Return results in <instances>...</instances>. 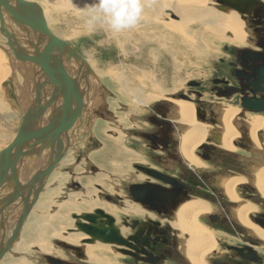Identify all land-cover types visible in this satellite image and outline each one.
I'll return each instance as SVG.
<instances>
[{"label": "rangeland", "instance_id": "1", "mask_svg": "<svg viewBox=\"0 0 264 264\" xmlns=\"http://www.w3.org/2000/svg\"><path fill=\"white\" fill-rule=\"evenodd\" d=\"M34 1H36V3L42 6L50 30L60 39L63 38L62 40H67L72 42L74 48L80 53L82 57H84L86 61L90 63L93 70L95 72L98 71V74L97 72L96 74L98 76L97 80H98L99 90H96L95 87L90 86V89L94 90V100H96V103H103L104 106L106 105L105 96L107 95L108 91L107 90L105 91L103 89L105 87L106 89H109V91L112 93L111 95H109L110 98L108 99L111 108L114 111L119 110L121 113L122 112L123 113L119 115V118L118 120H116V122L113 121L114 122L113 124H110L109 121H107L106 123L105 121L102 120L99 121L98 119H94L95 124L93 126V135L96 139H99L103 148L98 149L100 145L98 143L96 144L93 143V145L89 150V151L92 150L93 152H91L90 154L88 153L89 155L88 154L86 156L84 155L85 157L84 158L82 157L83 161L80 164H78L77 159L76 157H74V155L76 149L79 150L82 148L83 144L86 141L88 133H81V132L78 134L76 133L77 134L76 139L75 138L72 139L71 146L67 150L72 153L69 154L68 152L69 156L67 155L66 158L63 159L64 161L61 160L60 162H58V167L56 171L52 175H50L51 177L49 178V181L45 187L46 189L44 188L41 196L38 198V201L36 202L34 208L32 209V212L29 214L28 218L25 219L24 226L22 228L19 237L16 239V242L10 248V250L6 253L7 255L3 258L1 264H27V263L50 264L46 259L47 255L52 257H55L56 255V258L62 259L63 261L80 262L82 264H92L88 260H82L76 258L75 256H73V254L70 251H68V249H65L63 247L64 242L62 241V239L58 237H54L52 235L54 231L53 228H58L61 226L60 227V231H61L62 229L65 230L67 226L68 227L75 226L74 223L75 219L73 218V213H76L77 211L80 210H82L80 211V213L85 211H92V209L98 207V205H100L101 207H107L110 205L114 206L115 204L116 206L118 205L119 208L122 207V205H119V202L116 203V201L108 199L107 196H111L114 199L116 193L117 194L120 193L121 195L124 194L127 196V187L129 183L136 181L132 179L133 177L137 176L136 174L137 169L135 168V163L132 164L133 168L129 170L130 171L129 173L131 174V175L129 174V176L131 177V179H128L126 181L124 180L122 181V183L118 184L120 185V190H122L124 193L112 192V190L114 189L108 190L110 186L109 184H103L108 186V187L104 186L107 188H103L102 184L94 183L98 181L96 177L101 179L118 178L115 175H111V173H113L112 172L113 168L109 163L116 161L123 164V162L125 161L124 159L125 156H123V153L121 152L117 153L115 151V147L122 149H128V148L125 147L124 142H121V140L119 139L118 142L116 138L117 137L120 138L121 136H123L124 138L126 137L127 139V135L126 133H124V131L126 132L125 128L126 127L128 128L133 124L139 125V123L136 122L140 121L142 117H143L142 118L143 123L141 128L135 127V125H133L131 129L129 128V132L132 134L131 135L132 137H129V146L135 149H142L144 150V152L150 154H158L160 153L159 151H162L159 149L160 147L154 148L148 146V148L145 149V147H147L146 144H148L149 141L147 142V140L143 137L142 134L156 132L158 126L155 123L153 124L151 118L157 116L156 113L157 110L155 109L156 105L158 103L167 102V99L163 100V98L162 99L157 98L150 100L148 104H146L145 106H141L140 103L136 102V100H134L133 103L132 100L126 97L128 94H123L120 92V90L116 91V88L114 89L109 86L110 84L107 83V80L109 79L110 82L112 81V77L110 76L111 74L110 75L104 74L105 76L101 77V74H99L100 73L99 70H104V71H107L109 69L114 70L116 69L115 67L121 66L120 69L118 68L114 71H117V73L120 72L124 73L125 76L123 77H125L126 81L127 80L129 81V82L127 81V83L130 84L128 85L130 88H134V86L136 85H141L142 83L143 84L145 83L146 87L144 88L145 90H143L145 94L142 95L155 93L156 95H158V97H162L161 95L163 94L154 91L153 88L151 87V84L155 82L156 84L160 85L167 91L164 97L169 98L170 101H172L171 99L177 98L193 104L195 100L193 102H191V100L190 101L185 100L186 95L188 96L189 94L187 92L190 91V89L192 90L194 89L192 86H190V83L192 81L199 80L200 82H203L205 86H207V88L209 89V87L211 86V79L214 74L222 73L227 75L228 71L230 70L227 64H221V62L220 64L217 63H219L218 59H220V57H226V58L228 57L229 60L235 58L230 51L228 52L225 51L226 45L233 46L234 44L223 40V38H221L222 36L219 34L215 37L214 35H210L209 32L205 31L204 33L203 29L205 27L196 22L188 23L189 26L188 29H190V31L193 33L194 38L196 39L199 38L198 39L200 40L199 43H196L194 40H193L194 42L192 41L190 43L184 40L183 37H180L179 34L165 30L163 26L164 20L162 21L161 16H165L167 20L172 18L171 17L172 14L176 16L180 15L177 14L178 4L176 2H178V0H143V1L140 0L141 4L142 2H144L142 7V14L139 19L141 21H138V23L135 25V27H133V29L131 28L130 30L125 29L120 31L121 33L117 32L119 33L118 39L120 41L123 40L122 42L124 43V45L122 42L121 43L118 42L117 36H115V32L111 31L106 25L102 24L101 22L97 21L90 25L88 23L90 19V14L87 15V17L80 19L81 18L79 17L80 14L84 12V11H80L82 10L80 4L83 3L84 1L87 2V0H81L79 2L77 0H73L74 1L73 3H75V5L73 4L74 6L69 9H66L67 8L66 6L70 4L69 0H34ZM213 1L216 2L215 7H217L216 6L218 4L217 0H209L207 6H209L210 8L213 7V5L210 4V2ZM96 3L97 0L91 1L90 3L87 2L85 4H88V6L92 7ZM164 6H166L167 8ZM52 7H55V9H53ZM153 15L155 16V18ZM144 18L146 20H144ZM153 18L155 21L153 20ZM174 20L179 21L180 17L178 16V18ZM9 24H12L10 20H8L6 24L7 28ZM123 32L126 34H124ZM143 35L144 37H142ZM149 36L152 38H148ZM206 37H208L211 40L209 41L205 39ZM171 38L176 39L177 41L173 42L171 41ZM0 44H1L0 45V151H2L15 139L19 127L23 121L22 118L26 110H25V106L24 108L22 107L23 106L22 98L24 96L23 94H25L28 88L26 87L27 85L22 79L21 75L16 73L15 79L12 76L13 75L12 73L14 71H16L17 69L24 70L26 68V65L21 64L24 62L17 60L16 61L17 69H16L14 65L10 62L9 55L2 49V46L5 48H9L7 44V38L5 34L1 32H0ZM161 44L162 46H160ZM159 46L161 48H159ZM174 47L178 52L172 53V55L169 54L168 49L171 50ZM149 49H151V51ZM226 54L228 56H226ZM11 55L13 57L14 54L11 53ZM14 59H16L15 55H14ZM216 64L217 66L220 65L218 69H216ZM72 72L73 71L70 68L69 75L71 77H74L71 75ZM109 72L110 71H107V73ZM137 72L139 73L136 75ZM142 72H146L147 75H150L149 78L146 79V77L142 76ZM127 77L128 79H126ZM138 77H140L141 79ZM232 81L234 84L236 83V79L235 80L233 79ZM112 84L115 85L113 81ZM20 89H22V91ZM102 89L103 91L99 93ZM193 96L194 98H197V95H193ZM90 98L93 99L91 96ZM229 102L232 104H237V101L235 99L230 100ZM204 105L206 107H209V103H207L206 101H204ZM193 106L195 105L193 104ZM171 108H172L171 111H173L172 106ZM87 110L90 109L87 108ZM86 114L88 115V113L85 112V114H83V117H86L87 116ZM235 117L236 116L234 115L232 121L234 120ZM133 118H135L136 121L132 123ZM87 128H89V126ZM79 130H83V132L85 130L83 126V121L80 124ZM254 140L258 143V144L255 143V146H257L256 148H259L260 150H264V147L260 148L259 146L260 142L257 141L256 138ZM261 144H263V142ZM230 145L233 146L232 142L230 143ZM106 148L112 149L111 154L110 151L109 152L106 151L107 150ZM129 156H133L135 160L139 158L138 156H134L132 153L129 154ZM258 163H261V159H259ZM241 165L246 167V164L243 163L242 164L234 163V166H229V163H227L222 166L223 167L222 169L216 168L213 169V171H222L225 173L227 169L239 170ZM204 172L206 171H202V174H200L201 172H197L195 173L194 177L189 176V178L187 177L185 178L186 182H188L189 185L191 186V194L200 195V193L201 194L206 193V196H208L209 198L213 197L217 200H220L218 195H215V192L218 193L219 190L218 188H214L213 186V184L216 183L214 174H209L207 172L208 175H210L209 179L208 180L202 179L199 175H203ZM256 174L257 173L255 170L254 181L252 182V184L255 187H257ZM196 175H198V177H196ZM105 181H107V179ZM248 192H250L249 196L246 195ZM244 195L249 197V200L257 205H259L258 204L259 201L264 202V199L262 197H256L251 190H244ZM126 196H124V198H126ZM94 199L101 201V203H98L97 206H94V204H92L93 203L92 200ZM66 202L68 205L64 206ZM221 202L223 204L226 203V205H228L229 208L231 207L229 204H233L229 202V200L223 198L221 199ZM43 203L47 205L45 207H41ZM248 203H245L244 211L245 210L248 211V208L246 207ZM61 204H62V208H60ZM96 209H99V207ZM58 212L60 213V216H62L63 214L62 217L63 219L62 220L60 219L59 222L56 224L54 223L55 225L54 227H49V232H48L50 236L49 237L50 241L52 242V244L50 243L51 245L48 248L50 250H55V252L56 251L57 252L54 254H50V253L45 254L39 248L37 249V246L35 245L34 241L38 239L40 231L41 233L45 232L44 227L49 226L50 224L49 222L53 220L52 219L53 214ZM34 217H36L35 222H34ZM241 218L242 217H240V219ZM137 219L143 220V218L140 217ZM160 219H163V217H160ZM243 220L244 218H242L241 220L242 223ZM121 221L122 220L120 218L117 221V224L122 225ZM71 223H74V225L73 224L71 225ZM243 224L246 225L245 223ZM254 225L257 226L256 224ZM212 226L218 229H222L221 227L228 229L231 235H235L238 237H240V235L237 233V231L240 233L243 232L238 222L236 223L235 221L233 225H231V222H227L225 225L215 224ZM236 226L240 227V229L235 228ZM39 229L41 230L39 231ZM128 232H130V229H128L127 233ZM252 233L256 235L254 232ZM7 234L10 237L12 234L11 230L7 231ZM61 234L63 237L67 236L65 233L64 234L61 233ZM244 240L250 241V238H246V239L244 238ZM75 247H83V246H75ZM20 248H27V250L29 251L26 250L24 252ZM174 253H177V250H174ZM74 254L76 255V253ZM260 256L263 258L262 262L254 263V264H264V256L261 253ZM226 257H221V259L228 260V258ZM116 259L117 261H124L123 257Z\"/></svg>", "mask_w": 264, "mask_h": 264}, {"label": "flooded vegetation", "instance_id": "2", "mask_svg": "<svg viewBox=\"0 0 264 264\" xmlns=\"http://www.w3.org/2000/svg\"><path fill=\"white\" fill-rule=\"evenodd\" d=\"M217 3V7H215L216 2H210L214 9L222 10L220 7L224 6L223 1L217 0ZM248 6H250L249 12L241 13L235 9L230 10L238 12L241 18L244 19V24L247 25L252 34L250 37L251 44L247 47L244 45H233L237 48L232 45H226L225 51H230L235 58L229 60L228 57H220L218 59L219 63L217 64H220V62L221 64H227L230 68L228 74H214L209 89L199 80L192 81L190 86L194 89H190L188 92L186 91L189 94L188 96L186 95L185 100H191V102L195 100L193 104L195 105L196 119L210 126L205 140L199 143L193 152L194 156L206 163L204 167L192 164L188 157L182 153L183 151L180 149L182 139L180 136L187 127L176 119L175 105L167 97H162L163 100L167 99V102L158 103L155 108L157 110V116L151 118L153 124L155 123L158 126L156 132L142 134L147 142L149 141L145 149L148 146L154 148L160 147L159 149L162 150L159 151L160 153L150 154L144 152L142 149H135L129 146V137H132L129 128L131 129L133 125L141 128L143 117L140 121L136 122L139 125L133 124L125 128L127 139L124 145L134 156L139 157L138 161L135 162L137 176L144 175V179L140 178L129 183L127 197H130L129 199L132 202L141 206L146 212L144 211V215L140 217L143 220L137 219L139 217L136 216L129 218L124 216L125 218L123 217L121 221L122 225H118L115 219L120 229L122 226L125 229H130L128 233L126 232L127 229L124 233L121 231L125 237H134V240H131L134 246L126 247L115 245V249L124 260L119 261L120 264H194L184 248H187V239L191 238L188 233L191 231L184 227L185 223H179L178 217L180 218L183 214L180 212L183 207L195 205L200 201L203 203L206 202L205 204H208L210 207L204 205L205 207L201 208L202 211L208 212L199 215L198 220L200 223L203 222L206 227L208 226L216 236L214 237L216 242L215 250L213 249L207 255L206 264H254L262 262L263 260L260 253L264 256V239L250 232L248 227L242 223L237 213L240 205L250 202L256 208L247 214V218L264 231V202L259 201V205H257L250 201L249 197L244 195V190H251L256 197H262L264 199V195L252 184L254 181V172L264 158V150H260L254 146L255 143L251 132L255 128L246 122L248 121L247 117L249 114L255 116L264 115V110L254 112L244 109L245 103L264 107V0L248 2ZM226 56L228 55L226 54ZM217 64L216 69L220 66H217ZM233 79H236L235 84L232 81ZM90 84L92 85V82ZM95 89L99 90V87L97 86ZM103 89L108 91L105 96L106 105L104 106L103 103H97L96 105L95 103L91 109L92 111L87 110L86 107L88 115L86 114V117L82 116L83 119H81L85 130L84 132L83 130H76V132L78 131L77 134L80 132L88 133L82 148L79 150L76 149L74 155L78 164L83 161L82 157L84 158L88 153L93 152L92 150L89 151L93 143L100 145H98V149L103 148L99 139H96L93 135L94 119L109 121L110 124H113V121L118 120L119 115L123 113L119 110L114 111L111 108L108 99L112 93L105 87ZM89 95L91 94L89 93ZM92 95L94 100V91ZM193 95H197V98H194ZM234 99L237 101V104L229 102ZM175 100L182 99L176 98ZM204 101L209 103V107L204 105ZM226 104L239 106L241 110L232 121L234 127L239 132V135L232 140L235 150L225 148L219 142L220 134L223 130V121L219 118ZM171 106L173 107V111H171ZM135 121L136 119L133 118L132 123ZM262 125H264V119ZM88 126L89 128H87ZM263 131V128L259 129L257 127V133H255L256 139L260 144L264 142ZM262 146L264 147V144ZM259 159H261V163H258ZM227 163H229V166H234V163H243L246 164V167L241 165L240 171L227 169L225 173L222 171H213L216 168L222 169V166ZM202 171H206L203 175H199L202 179L208 180L210 176L208 173L214 174L216 183L213 186L219 190L218 193L215 192V195H218L220 200L213 197L209 198L206 196V193H200V195L191 194V186L186 182L185 178H189V176L194 177L197 172H201L200 174H202ZM222 177L227 179L232 178L234 180L241 178L242 182L239 181L240 183L238 182L233 189L240 202L232 200L228 196L225 187L221 184ZM249 193L246 195L249 196ZM107 197L108 199L116 201V203L119 202V205H123L124 197L116 195L115 199L111 196ZM222 198L233 203L229 204L231 206L230 208L226 203L223 204L221 202ZM193 215H190V217ZM160 217H163V219H160ZM234 221L236 223L238 222L243 231L242 233L237 231L240 237L231 235L228 229L221 226L219 227L222 229L212 226L215 224L225 225L227 222H231V225H233ZM240 227L236 226L235 228L240 229ZM187 231L189 232L187 233ZM190 234L192 236V232ZM244 238H250V241H245ZM183 240H186V242ZM64 248L68 249L76 258L85 260L86 257L83 247L72 246V248ZM174 250H177V253H174ZM221 257H226L228 260L221 259ZM46 259L50 264H82L80 262L63 261L62 259L49 255L46 256Z\"/></svg>", "mask_w": 264, "mask_h": 264}, {"label": "water", "instance_id": "3", "mask_svg": "<svg viewBox=\"0 0 264 264\" xmlns=\"http://www.w3.org/2000/svg\"><path fill=\"white\" fill-rule=\"evenodd\" d=\"M222 1V11L235 9L243 13L250 10L248 2L255 0ZM4 15L16 25V31L12 30L15 32L5 29ZM0 23V32H6L12 61L15 55L19 61L32 63L39 69V75L32 81L31 101L25 109L18 135L0 154L1 257L18 237L26 214L37 202L39 193L48 176L54 171L57 161L64 157L77 125L82 123V113L86 112L89 93L93 94L94 90L90 89V86H94L90 83L96 81L97 88L98 76L93 75L92 67L74 48L72 42L59 39L52 33L47 25L44 10L38 3L28 0H0ZM21 33H25V37L21 38ZM24 39L27 41L25 44ZM57 44L59 46H55ZM11 53H14L13 57ZM71 64L74 65L72 69L81 65V85L68 74ZM51 106L56 108L52 113L45 115ZM244 109L258 112L264 110V107L245 103ZM38 110L40 111L37 113ZM37 115L41 125H37ZM45 157L47 159L42 161ZM21 165L25 168L33 165L36 167L28 178H22ZM19 202L22 203V206H19L21 212L15 220L13 234L4 241L10 209L18 206ZM73 216L77 219V229L89 236L86 239L88 242L134 246L131 243L134 237H125L114 216L100 208L92 213ZM64 246L70 248L66 243Z\"/></svg>", "mask_w": 264, "mask_h": 264}, {"label": "bare ground", "instance_id": "4", "mask_svg": "<svg viewBox=\"0 0 264 264\" xmlns=\"http://www.w3.org/2000/svg\"><path fill=\"white\" fill-rule=\"evenodd\" d=\"M28 1H33V2H36L34 0H28ZM70 1V4L67 5L66 7H63V8H66V9H69L71 7H73L75 5V3H73L74 1L73 0H69ZM78 2L81 1V0H77ZM91 1H95V0H87L88 3H90ZM143 1V0H142ZM209 0H178V2H176L178 4V7H177V14H180L178 15L180 17V20L179 21H176L174 19H177L178 16L172 14L170 19H167L166 20V17L165 16H161L162 18V21H163V26H164V29L167 30V31H172V33H176V34H179L180 37H183L184 40L188 41V42H192L193 40L196 42V43H199L200 40H198L199 38H194L193 36V33L190 31V29H188V23H199L200 25H203L205 28L203 29V32L205 33L206 32H209L210 35H214L215 37L219 34L221 35L223 38V40L225 41H228L234 45H244L245 47L249 46L251 44V41H250V37L252 36L251 34V31L249 30V28L247 27L244 21L243 18H241L240 14L234 10H224V12L222 10H216V9H213L210 8L209 6H207V3H208ZM85 3H87L86 1H84ZM79 3L80 6H81V9L80 11H84L82 14H80L79 17H81L80 19L82 18H85L87 17V15H89V9L91 8V6H88V4H85V3ZM141 2V1H140ZM156 2V1H155ZM50 3V2H49ZM149 3V1H148ZM74 4V5H73ZM143 4L144 2H142V7H143ZM212 4V3H211ZM72 5V6H71ZM41 6V5H40ZM147 6V5H146ZM149 6V5H148ZM153 6V5H152ZM42 7V6H41ZM151 7V6H150ZM148 7V8H150ZM166 7V6H164ZM53 9H55V7H52ZM75 8V7H74ZM154 8V7H153ZM167 8V7H166ZM147 9V8H146ZM175 9H176V6H175ZM146 11V10H145ZM147 12V11H146ZM176 12V11H175ZM142 14V13H141ZM45 15V14H44ZM147 15V14H146ZM149 15V14H148ZM159 15V14H158ZM154 16V15H153ZM151 16V17H153ZM167 16V15H166ZM143 17V16H142ZM144 17H145V14H144ZM158 17V16H156ZM149 18V17H148ZM155 18V16H154ZM153 18V20H154ZM174 18V19H173ZM2 20V19H1ZM4 27L5 29H8L9 32H15L16 31V28H15V24L13 21L10 20V18L6 15H4ZM8 20H10L12 22V24H9L8 25V28L6 27V24L8 22ZM87 20V18H86ZM144 20H146L144 18ZM159 20V19H158ZM141 21V20H139ZM155 21V20H154ZM157 21V19H156ZM194 21V22H193ZM47 22V20H46ZM78 22V20H77ZM149 22V21H148ZM160 22V21H159ZM80 23V22H79ZM150 23V22H149ZM154 23V22H153ZM48 25V23H47ZM146 25V24H145ZM149 25V24H147ZM151 25V24H150ZM2 27L1 23H0V28ZM135 27V26H134ZM133 29V27L131 28ZM135 29V28H134ZM140 29V28H139ZM154 29V28H153ZM12 30H15V31H12ZM130 30V29H129ZM136 30H137V27H136ZM1 33H4L6 34V32H1ZM53 33V32H52ZM121 33V32H119ZM117 32H115V36H117V40L119 43H121L122 41H120L118 39V34ZM124 33V32H123ZM122 33V35H123ZM131 33V32H130ZM19 34V32H18ZM54 34V33H53ZM126 34V33H124ZM166 34V33H165ZM55 35V34H54ZM121 35V36H122ZM6 36V35H5ZM23 36L25 37V33H21V38H23ZM56 36V35H55ZM127 36V35H125ZM156 36V35H155ZM172 36V35H171ZM57 37V36H56ZM124 37V36H123ZM122 37V38H123ZM144 37V35L142 36ZM160 37V36H159ZM169 37V36H168ZM167 37V39H168ZM7 38V37H6ZM59 38V37H58ZM116 38V37H115ZM147 38V37H146ZM148 38H152V37H148ZM156 38V37H155ZM194 38V39H193ZM201 38V37H200ZM26 39V38H25ZM24 39L23 43L25 44L27 41ZM60 39V38H59ZM63 39V38H62ZM124 39V38H123ZM127 39V38H126ZM136 39V37H135ZM154 39V38H153ZM205 39L207 40H211L209 39L208 37H206ZM204 39V40H205ZM148 40V39H147ZM170 40V39H169ZM202 40V39H201ZM106 41V39H105ZM109 41V40H107ZM113 41V40H112ZM146 41V40H145ZM168 41V40H167ZM171 41L173 42H176L177 40L176 39H173L171 38ZM193 41V42H194ZM208 41V42H209ZM111 42V41H109ZM115 42V41H114ZM144 42V41H143ZM158 42V41H157ZM123 43V42H122ZM151 43V42H150ZM210 43V42H209ZM213 43V42H212ZM7 44H8V39H7ZM111 44V43H109ZM163 44V43H162ZM162 44L160 46H162ZM177 44V43H176ZM1 45V44H0ZM121 45V44H120ZM124 45V43H123ZM180 45V44H179ZM215 45V44H214ZM9 46V44H8ZM55 46H59L58 44L55 45ZM159 46V48H161ZM144 47V46H143ZM170 47V46H169ZM121 48V47H120ZM172 48V47H171ZM183 48V47H182ZM2 49L9 55V48H5L2 46ZM137 49V48H136ZM168 49V48H167ZM151 51V49H149ZM168 53L172 55V53H176L178 51H176V48L174 47L173 49H168ZM141 51V50H140ZM153 51V50H152ZM210 52V51H209ZM201 53V51H200ZM14 54V53H13ZM159 54V53H158ZM150 55V54H149ZM154 55V54H153ZM203 56V55H201ZM10 57V56H9ZM147 57V56H146ZM157 57V56H156ZM159 57V56H158ZM152 59V58H151ZM175 59V58H174ZM18 59H14L15 63ZM155 60V59H154ZM14 61H12V59L10 58V62L14 65V67L17 69L16 67V64L14 63ZM74 61V60H73ZM89 65L90 63L88 61H86ZM21 64H24L26 65V68L23 70V69H17L16 71H14L12 74V76L14 77L15 79V76H16V73H18L19 75L22 76V79L24 80V82L26 83V87L28 88L25 92V94H23V98H22V107L24 108L25 106V109L27 107V105H29L30 101H31V87H32V81H34L36 78L35 76H38L39 75V69L36 65L32 64V63H21ZM72 66H74L73 64H71L70 68L71 70L73 71L72 72V77L74 79V81H77V83H79L81 85V77L82 75H79V74H82V71L79 70L81 69V65H79V67H73L72 69ZM91 66V65H90ZM147 66V65H146ZM176 67V66H175ZM116 69H120L121 66H117L115 67ZM95 69V68H94ZM114 69V70H116ZM96 70V69H95ZM99 70V68H98ZM112 69H109L107 71H110L109 73H107V71H104V70H99V74H101V77L102 76H105L106 74L107 75H110L112 77V81L114 82V84L116 85H113L112 84V81L110 82L109 79L107 80V83H109L110 87L112 88H116V91L120 90L121 93L123 94H128L126 97H128L130 100H132V102L134 103V100H136V102L140 103L141 106H145L146 104H148V102L150 100H153V99H157V98H162L165 96V93L167 92L163 87H161L160 85L156 84L155 82L151 84V87L153 88L154 91L156 92H159L163 95H161L162 97H158V95H156L155 93L152 94H147V95H142V94H145L143 92V90H145L144 88L146 87L145 83L141 84V85H136L134 86V88H130L127 83V81L125 80V76L124 73H117V71H114ZM92 72L94 73L93 75H96L98 74V71L97 74L96 72L93 70L92 68ZM141 72V71H139ZM137 72L136 75L139 73ZM70 74V73H68ZM105 74V75H104ZM134 76V75H133ZM142 76L149 78L150 75H147L146 72H142ZM39 78V77H38ZM140 78V77H138ZM128 79V77L126 78ZM137 79V77H136ZM141 79V78H140ZM104 80V79H103ZM150 80V79H149ZM148 80V81H149ZM129 82V81H128ZM84 83V80L82 81V84ZM132 83V82H131ZM22 85V84H21ZM97 85V82L94 81L93 83V86L95 87ZM180 85V84H179ZM49 84L47 82L46 84V87H48ZM45 87V88H46ZM143 87V88H142ZM22 91V89H20ZM168 90V89H167ZM20 92V91H19ZM170 92V91H169ZM174 92V91H173ZM23 93V92H22ZM139 93V94H138ZM141 93V94H140ZM91 94V93H90ZM122 95V94H121ZM90 96L92 97L93 95H89V98H88V102H87V108H89L90 110L94 107L93 104H95L96 102H94L93 99L90 98ZM127 98V100H128ZM172 102L174 103L175 105V114H176V119H178L182 124L186 125L187 129H185L183 131V133L181 134V148L182 149V153L188 157L189 161L194 164V165H199V166H203L206 165V163L202 162L201 160H199L196 156H194L193 152L194 150L196 149L197 145L199 143H201L202 141L205 140V137L208 135L209 133V128L210 126L205 123V122H202L200 120H197L196 119V115H195V106H193L192 103L190 102H185L184 100H175V99H171ZM131 102V101H130ZM137 104V103H135ZM97 105V103H96ZM223 105V104H222ZM140 106V107H141ZM136 107V106H135ZM56 107L55 106H51L45 113V115H48L50 112L52 113L54 111ZM131 108V107H130ZM138 108V107H137ZM133 109V108H132ZM40 110L37 111V113L39 112ZM92 111V110H91ZM132 111V110H131ZM241 110L239 109V106H232V105H229V104H226L224 106V110L221 111V117L219 119H221V121H223V130L221 131V134H220V141L221 142L220 144L225 147V148H228V149H232V150H235V148L233 146L230 145V143L232 142V140L239 135V132L234 128V124L232 122V118L233 116L237 115ZM82 114H85L82 113ZM24 118V116H23ZM22 118V120H23ZM38 122H37V125H41L40 124V119L38 117V115L36 116ZM248 122L251 126H254L255 130L253 132H251V136L253 138V140L256 138V130H257V127L260 128H263L264 129V125H262L263 123V115H259V116H255V115H252V114H249L248 117H247ZM78 121V120H77ZM100 121V120H99ZM107 123V121H105ZM116 122V121H114ZM119 122V121H118ZM99 123V122H97ZM247 123V124H248ZM248 124V125H249ZM22 125V123H21ZM20 125V127H21ZM77 125V124H76ZM249 125V126H250ZM97 126V125H96ZM121 126V124H120ZM222 126V124H221ZM20 127H19V130H20ZM80 125H77V129H79ZM118 127V126H117ZM122 128V127H120ZM117 129V128H116ZM124 129V128H122ZM18 130V132H19ZM75 130V128H74ZM258 132V131H257ZM77 133V132H76ZM124 133H127L124 131ZM18 135V133H17ZM16 135V137H17ZM127 135V134H126ZM218 136V135H217ZM15 137V139H16ZM75 137H76V134H75ZM74 137V138H75ZM15 139L12 141V143L15 141ZM121 140V142H126L125 139L126 137L124 138L123 136H121L120 138H116V140L118 141ZM72 142V141H71ZM119 142V141H118ZM254 143L258 144L255 140H254ZM96 144V143H95ZM260 144V143H259ZM264 144V142H263ZM10 145V144H9ZM6 146L5 149H3L2 151H0V154L2 152H4L8 147ZM73 145V144H72ZM71 146V143L67 146V150L69 149V147ZM255 146V145H254ZM260 148H263L262 144L259 145ZM257 147V146H256ZM107 152L110 151V154H111V151L112 149H109V148H106ZM65 152V155L64 157H62L61 159H59L57 161V165L55 166L54 168V171L50 174L52 175L57 167H58V162H60L61 160L65 159L66 156L68 155V152L67 151ZM115 151L117 153H123V156H125V161L123 162V164H121L120 162H116V161H113L111 163H109L111 165V167L113 168L112 169V172L111 175H115L117 176L118 178H106L107 181H105L106 179L104 178H97L96 179L98 180H95L97 182H94V183H99V184H109V188L108 190H112V192H121V193H124L122 190H120V185H118L119 183H122V181H126L128 179H131V177L129 176V170H131L133 167H132V164H134L135 162L138 161L135 160L133 158V156H129V154H131L132 152L128 149H122V148H118V147H115ZM131 152V153H130ZM72 153V152H69V154ZM105 155V154H104ZM69 156V155H68ZM102 158V157H101ZM47 158H42V161H45ZM131 159V160H130ZM127 160V162H126ZM64 161V160H63ZM81 163V162H80ZM36 166H32L30 168L23 166L21 165V174H22V178H28V175H30V173L32 172L33 168H35ZM256 185H257V188H258V191H260L263 195H264V158L262 159V163L260 164V166L256 169ZM138 174V173H137ZM253 174V173H252ZM48 176V178L46 179V182L42 188V190L40 191L39 193V197L41 196L42 194V191L44 190V188L46 187L48 181H49V178L51 176ZM131 175V174H130ZM135 176V175H134ZM100 177V176H99ZM108 177V176H107ZM140 178H143L144 179V175L141 176H136V177H133L132 179L133 180H139ZM146 178V177H145ZM105 181V182H103ZM241 181V178L239 179H227L225 177H222V180H221V184L222 186L225 187L226 189V192L228 194V196L232 199V200H237V195L234 193L235 191L233 190L234 187L237 185V183ZM250 181V180H249ZM242 182V181H241ZM240 183V182H239ZM104 186H107V185H103V188H107V187H104ZM46 189V188H45ZM122 189V188H121ZM111 192V191H110ZM51 194V193H50ZM117 196H126V195H121L120 193L117 194ZM53 196V195H51ZM38 197V198H39ZM123 205L121 208H119L118 206L114 205V206H107V207H101L100 205H98V203H101V201L97 200V199H94L92 200V204H94V206H97L104 210L106 213L108 214H111L112 216H114V218L118 221L120 218L122 220V218L125 216V217H142L144 215V209L139 206L138 204L132 202L129 198H123ZM38 201V200H37ZM240 202V201H239ZM243 202V201H242ZM90 203V202H89ZM191 203V202H190ZM206 203V202H205ZM203 202H198L196 203L195 205H191L189 207H183L181 209L180 212H182L183 214L180 216V218L178 217V221L180 224H184L185 223V226L187 228V230L191 231L192 232V236H191V232L188 233L189 231H187V233L189 234V236L191 238L187 239V242L186 240H183L187 243V248L184 247L187 251V254L188 256L191 258L192 262L194 264H206L207 262V255L212 252V250L216 247V242H215V234L213 233V231L210 230V228L206 225H204L203 222H199L198 220V216L199 215H202L208 211H202V207H210L208 206V204H205ZM36 204V203H35ZM35 204L33 205V207L30 209L29 213L26 214L25 218H24V222H25V219L28 218L29 214L32 212V209L34 208ZM73 204V203H72ZM189 204V203H188ZM47 204L43 203L41 205V207H45ZM68 205L67 202L64 204V206ZM205 205V206H204ZM210 205V204H209ZM22 206V203L19 202L18 203V206L15 205L14 208H11L10 209V212H9V220L7 222V231L11 230L12 234H13V231H14V228H15V220L17 219V216L18 214L21 212L20 211V207ZM245 204H242L239 206L238 210H237V213L239 215V217H242L244 218L243 220V223L246 224V226L248 227V229L251 231V232H254L259 238H262L264 239V231L261 230L258 226H255L253 222L249 221L248 218H247V214L250 213L251 211H254L255 210V206H253L252 204H250V202L247 204V208H248V211H244L245 209ZM98 207H95L92 209V211H85V212H81L82 210L80 211H77L76 213H73L74 214H77L79 216H81L83 213H92L94 212V210ZM181 207V206H180ZM206 207V209H208ZM212 207V206H211ZM60 208H62V204L60 206ZM201 209V210H200ZM61 212V211H60ZM146 212V211H145ZM179 213V212H178ZM194 214L193 216L190 217V215ZM209 214V213H208ZM120 215H123V216H120ZM36 216V215H35ZM63 214L62 216H60V213H55L53 214L52 216V219L50 218V224L48 227H44L45 229V232L44 233H41V229H39L40 231V234H39V237L36 241H34L35 245L37 246V249L39 248L42 252H44L45 254H54L56 253L55 250H50L48 247L52 244V242L50 241V236H49V227H54V223H58L59 220L63 219ZM124 217V218H125ZM189 217V219H188ZM12 218V219H11ZM73 218L75 219L74 223H75V226H67L64 229H62L60 231V227L58 228H53V233L52 235L54 237H58V238H61L62 241L64 243H67L69 244V246H83V249H84V255H85V260H88L90 263L92 264H120L119 261H117L116 258H120L119 256V253L117 252V250L115 249V245L114 244H103V243H100V242H88L86 239L89 237L88 235H86L85 233H82L80 232L78 229H77V225H76V221L77 219L73 216ZM241 218V220H242ZM11 219V220H10ZM188 219V220H187ZM187 220V221H186ZM36 221V217H34V222ZM24 222H23V226H24ZM74 223H71V225ZM2 224V222L0 221V225ZM179 224V225H180ZM22 226V228H23ZM65 227V226H64ZM63 227V228H64ZM181 227V226H180ZM22 228L20 230V233L22 231ZM122 232L124 233L126 231L125 227L123 229V226L121 228ZM7 231L5 233V236H4V241L8 240L11 236L9 237V235L7 234ZM128 231V229H127ZM126 231V232H127ZM69 232V233H68ZM19 233V235H20ZM61 233H65L67 236L63 237ZM184 233V232H183ZM182 233V234H183ZM185 234V233H184ZM183 234V235H184ZM18 235V237H19ZM17 237V238H18ZM53 237V238H54ZM16 238V239H17ZM16 239L13 241V243L11 244V247L14 245V243L16 242ZM51 243V244H50ZM64 243H63V247L64 246ZM94 243V244H93ZM183 243V242H182ZM1 244V242H0ZM185 244V243H183ZM70 246V247H71ZM183 246V245H182ZM10 247V248H11ZM67 248V247H66ZM218 248V247H217ZM22 251H26L27 248H20ZM10 250V249H9ZM8 250V251H9ZM39 250V251H40ZM215 250V249H214ZM218 250V249H217ZM7 251V252H8ZM29 251V250H27ZM6 252V253H7ZM59 252V251H58ZM3 254L1 257H0V264L3 260V258L7 255V254ZM186 253V252H185ZM211 256V255H210ZM56 257V255H55ZM122 257V256H121ZM125 257V256H124ZM25 258V257H24ZM22 262V260H21ZM25 262V261H24ZM30 263V262H29ZM28 264V263H27Z\"/></svg>", "mask_w": 264, "mask_h": 264}, {"label": "clouds", "instance_id": "5", "mask_svg": "<svg viewBox=\"0 0 264 264\" xmlns=\"http://www.w3.org/2000/svg\"><path fill=\"white\" fill-rule=\"evenodd\" d=\"M142 13L140 0H97L89 9L91 25L97 21L106 25L113 32H120L134 27Z\"/></svg>", "mask_w": 264, "mask_h": 264}]
</instances>
